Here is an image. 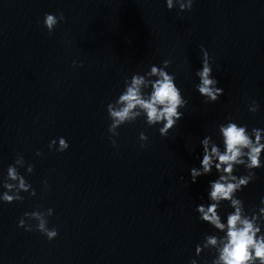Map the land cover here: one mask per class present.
<instances>
[{
  "label": "clouds",
  "instance_id": "obj_1",
  "mask_svg": "<svg viewBox=\"0 0 264 264\" xmlns=\"http://www.w3.org/2000/svg\"><path fill=\"white\" fill-rule=\"evenodd\" d=\"M193 2L194 0H166V7L171 11L179 5L180 12L190 11ZM64 21L62 12L59 15L45 13L44 26L49 35ZM200 50L202 68L195 73L199 78L195 87L206 104L215 103L224 90L217 86L219 81L213 76L212 57L203 46ZM171 63L170 59H165L162 66L153 64L143 74L134 73L130 78H125L124 90L114 102L107 105L108 117L111 120L108 126V132L111 134L109 139L114 146V137L119 135L117 130L142 116L149 127L162 125L158 129L162 137H167L183 118L181 109L186 107L188 100L177 86L175 74L167 71ZM147 89H150V92H146ZM247 107L252 114L259 110V104L255 100H251ZM216 127L217 134L222 138L223 150L212 135L204 136L199 142L202 146L200 167L191 168L190 175L191 181L195 183L198 177L210 175L213 170L218 173L217 178L209 182V203L197 205L196 211L202 222L224 235L205 234L202 242L196 246L195 254L199 257L206 249L215 250L211 264H264V197L261 198L260 205L249 213L244 201L237 196V193L243 191L255 179V170L264 168V129L253 127L249 131L247 125L235 122L231 116L226 117V122ZM139 140L142 148L147 147L145 142L148 141V136L144 132L140 133ZM48 147L49 150L64 152L70 145L66 138L59 137L58 147L56 139H53ZM36 155L41 156L43 153L37 152ZM26 163L24 157L18 155L15 163L8 166L6 177L0 180V184L6 189L0 193V201L8 204L22 202L24 197L20 195L21 192H28L32 196L36 194L35 189L19 171ZM239 166L246 169V175L235 174ZM33 169L34 165L27 164L28 173H32ZM44 184L47 186V180ZM224 203H228L233 209L227 213L226 220L220 214L221 205ZM53 214L52 208L25 212L18 226L30 232L33 230L30 222L34 220L37 222L35 229L51 241L58 236L55 227H48V217ZM190 264H197V260L193 258Z\"/></svg>",
  "mask_w": 264,
  "mask_h": 264
}]
</instances>
